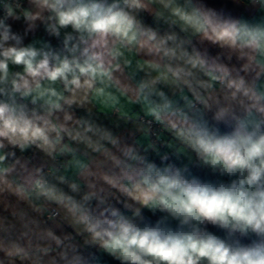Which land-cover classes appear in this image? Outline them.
I'll return each mask as SVG.
<instances>
[{
	"label": "clouds",
	"instance_id": "9594fccd",
	"mask_svg": "<svg viewBox=\"0 0 264 264\" xmlns=\"http://www.w3.org/2000/svg\"><path fill=\"white\" fill-rule=\"evenodd\" d=\"M0 264H264V0H0Z\"/></svg>",
	"mask_w": 264,
	"mask_h": 264
}]
</instances>
